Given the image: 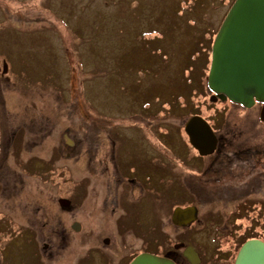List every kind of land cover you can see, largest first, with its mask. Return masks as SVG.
<instances>
[{
  "label": "rangeland",
  "instance_id": "374dc122",
  "mask_svg": "<svg viewBox=\"0 0 264 264\" xmlns=\"http://www.w3.org/2000/svg\"><path fill=\"white\" fill-rule=\"evenodd\" d=\"M234 1L0 0V136L8 143L21 121L27 132L21 146L27 175L22 183L16 179L18 187L0 197V264H46L41 260V249L46 256L52 253L42 247L52 239L44 237V242L41 236L38 241L35 231L16 217L19 207L25 213L22 215L31 214L33 222L34 205L55 202L62 209L58 199L68 197L73 207L60 217L69 226L79 221L82 230L87 228L76 236L78 241L100 246H105L102 238L113 240V235L103 230L118 235L128 227L116 219L122 213L130 222L136 219L132 188H125L119 202L124 210L115 207V213L112 207L101 211L99 204L92 205L84 198V149L72 151L68 141L83 144L86 124L95 127V123L110 122L118 126L113 132L119 139L116 151L120 166L136 168L132 170H136L139 182L150 177L157 192L171 177L173 191L178 192L175 179L179 174L174 173L171 160L183 162L191 156L196 164L181 129L182 120L201 113L219 130L221 120L209 115L228 105L205 97L211 50L199 57L188 76L184 60L187 65L203 37L205 44L209 37L213 43ZM158 121L163 125L150 128L147 124ZM248 130L242 136L264 134L263 125ZM106 150L101 149L96 162L103 160ZM14 154L2 158L8 161L0 163V171L6 165L20 168V162L15 161L19 150ZM51 155L55 157L49 162ZM101 166L92 165L96 169ZM21 187L22 194L17 191ZM156 202H142L139 216L149 221L166 218L169 206ZM43 210L46 213L44 206ZM46 229L48 236L64 235L61 228L54 233ZM39 231L42 234L41 226ZM186 242L199 245L197 237L188 236ZM184 246L177 244L175 248L182 251ZM83 249L76 245L68 253ZM119 250L113 245L95 253H108L116 260ZM148 250L155 253L159 249L153 245ZM101 256L95 254L93 264H100Z\"/></svg>",
  "mask_w": 264,
  "mask_h": 264
},
{
  "label": "flooded vegetation",
  "instance_id": "af4514ba",
  "mask_svg": "<svg viewBox=\"0 0 264 264\" xmlns=\"http://www.w3.org/2000/svg\"><path fill=\"white\" fill-rule=\"evenodd\" d=\"M205 97L218 103L227 102L228 105L209 115V117H217L221 120L219 130L214 129L204 115L196 114L209 123L216 136V146L209 154L203 155L191 145L185 132V125L189 118L186 116L182 120L181 129L184 138L189 141L193 156H196V164L194 165V157L191 158V156L183 162L175 158L171 160L175 165L174 173L179 174V179H175L179 185L178 192L173 191L171 177L163 181L164 186H161V191L157 192L154 180L150 177H147V182H139V176L135 174L136 170H132L136 168L132 167L131 170H127L120 166V155L116 151V149L119 151V139L114 136L113 132L114 129H118V126L113 127L114 124L110 122L95 123L93 124L95 127H88L86 124L83 144H78L76 141L69 144L72 151L79 147H81L79 150L84 149L86 159V173L82 180L84 198L92 205L99 204L98 209L101 211L112 207L111 210L115 213V207L122 208L119 202L125 188L129 190L132 188L134 195L136 191L138 192L136 199L134 195L132 196L135 200L133 206L138 215L136 214V219L132 222L130 219L126 220L124 213L118 216L116 219L128 227H125L123 234L119 232V236L115 231L103 230L102 233L109 231L113 235V240L112 237L102 238L100 242L105 246H100L82 240L78 241L76 236L82 235L87 228L82 230V224L79 221H73L69 226L65 219L60 217L69 213L66 209L73 207L68 197L58 199V204L62 209H59L55 202L43 203L42 205L47 209L46 213L42 205H34L32 211L36 207V219L33 222L29 218L31 214L27 212V206L25 207L27 217L22 215L25 213L19 207L16 217L18 216L26 227L35 231L38 241L41 236L44 242L46 241L44 237L52 239L51 244L43 243L42 246L45 251L52 250V253L46 256L41 249V260H45L46 264L64 262L66 264L70 262L93 264L95 254L100 256L102 254L100 264H130L140 254L153 253L148 249L155 245L159 250L152 255L168 257L175 264H264V134L261 137L258 133L256 136L254 134L249 135L250 137L242 136L244 132L248 133L250 127L258 129L259 125L264 126L260 115L264 105L256 102L252 108H246L230 101H222L210 90L206 92ZM249 109L256 111L250 113ZM254 120H257L256 124H253ZM160 123L158 121L147 124L153 128L163 125ZM37 129L40 130V127ZM26 133V124L21 121L13 136L9 137L8 143H4L3 137L0 136V163L8 161L2 159L4 156L7 159L11 155L15 157L16 150H19V154L15 161L20 162V168L6 165L5 169L0 171V197L12 192V188L18 187L15 185L16 179L20 178V183H22L24 176L27 175L23 167L25 161L21 157L23 152H21V146L25 144ZM102 148L107 149V152L103 160L100 158L96 162L95 159L101 153ZM54 157L51 155L49 162H52ZM40 160L43 161V159ZM97 163L102 164L100 169L92 167ZM104 163H106L105 166ZM127 171L131 175H128ZM53 173L55 177L59 176L55 171ZM21 190L22 187L17 191L22 194ZM15 192L12 195H15ZM153 199L154 202L157 201L156 204L169 206L166 218L149 221L139 216L142 212L140 206L142 202H152ZM172 199H174L173 204ZM60 200H65V204ZM180 201L181 204H179ZM190 207L195 209V214L190 218L182 217L179 222L183 223L175 224L173 220L175 210ZM37 220L41 222L40 225L36 222ZM189 220L192 221L187 222ZM76 223L80 225L78 230L74 226ZM39 226L42 227V234ZM46 227H49L53 233L57 228H61L64 235L58 238L54 234L48 236L46 231L49 229ZM170 227H173V231L169 230ZM68 229L76 233H71ZM188 236L197 237L199 245L194 246L187 243ZM111 241H113L112 244H110ZM59 242L62 244L58 245ZM177 244H184L185 248L180 251L175 248ZM76 245L84 246L83 252L81 250L77 253H68ZM113 245H117L121 252L117 253L116 260H113L108 253H95L110 249ZM188 247L193 248L190 252L195 257L194 262L190 261L186 254ZM128 258L129 261L125 263L124 261Z\"/></svg>",
  "mask_w": 264,
  "mask_h": 264
},
{
  "label": "water",
  "instance_id": "95a60500",
  "mask_svg": "<svg viewBox=\"0 0 264 264\" xmlns=\"http://www.w3.org/2000/svg\"><path fill=\"white\" fill-rule=\"evenodd\" d=\"M208 87L222 101L229 100L246 108H252L256 102L264 105V0H236L230 8L212 46ZM260 115L264 121V106ZM185 132L191 145L201 154L213 152L216 136L205 119L198 115L191 117ZM60 201L65 204V200ZM194 214L192 207L177 208L174 223L180 225L182 217L190 218ZM74 226L78 230L80 225ZM191 250L193 248L188 247L186 254L194 262ZM130 264L175 263L168 257L144 253Z\"/></svg>",
  "mask_w": 264,
  "mask_h": 264
},
{
  "label": "trees",
  "instance_id": "16d2710c",
  "mask_svg": "<svg viewBox=\"0 0 264 264\" xmlns=\"http://www.w3.org/2000/svg\"><path fill=\"white\" fill-rule=\"evenodd\" d=\"M203 38H202V40H198L197 41V45L194 47V49H193L194 51H193L192 55L189 56L188 59H187L188 60L187 65H186V61L183 59L184 60L185 74L187 76L190 74V72H191L190 70L193 68V64L199 59V57L205 56L203 54L206 53V50L209 51V49H210L212 51L211 44L213 45V43H212V41L210 42V40H211L210 37L208 38L209 43L207 41L206 44L204 43ZM207 60H208V65L210 67L211 55H210V59H209V56H208ZM208 65H207V70L209 72ZM204 87L205 88L207 87V89H208V84H207V86H204ZM82 191H83V188H82Z\"/></svg>",
  "mask_w": 264,
  "mask_h": 264
}]
</instances>
